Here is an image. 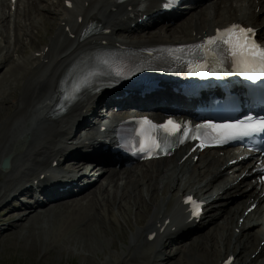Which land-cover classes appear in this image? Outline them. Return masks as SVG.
<instances>
[{
  "label": "bare ground",
  "instance_id": "6f19581e",
  "mask_svg": "<svg viewBox=\"0 0 264 264\" xmlns=\"http://www.w3.org/2000/svg\"><path fill=\"white\" fill-rule=\"evenodd\" d=\"M39 1L41 3L42 0ZM165 1L166 0H131L127 3H118L116 0H61L62 3H59L61 10L57 9V14L55 15L57 17V28L54 32H52L54 33L53 38L51 39V41L47 38V43L42 44L40 46L41 49L32 50L30 54L29 60L33 59L36 63L30 68L33 70V72H30L28 69L25 70L26 66L21 65L23 63L10 68V65L12 63L17 64L19 62H16L13 55L11 54H9L8 57L3 56L2 54L0 55L2 56L0 57V70L2 73L0 80V98H2L1 101L4 103L7 100L8 95L4 96V90L6 89L2 90V84L3 82H5L8 73L14 74L13 79L17 83V87H21V91L22 89H25V94H23V91L20 93V101L17 102L15 106V101L12 103V107L15 109V111H17V113L13 116H6L7 118L5 117L3 118V120L2 117L0 118L1 125L4 124L5 119L8 120L5 123L4 129L2 130L0 128V164L3 158L8 155L10 156L15 146H20L22 148V152L11 159V169L8 172H3L0 170V203L6 201L10 196H12L13 199H17L18 192L31 194V196L36 198L35 205L33 206L31 204L21 202L23 208L25 207L26 209L25 212H21L22 214L19 217V219L22 220L24 217L29 216L30 214L43 212L45 209L51 207L49 205H52L55 209L56 207L62 208L67 205H73V203L79 200L78 197L80 196H92V200L94 199V197H98V200L95 203L96 206L99 204V206L102 208L103 206L101 205V202H104V205L107 206L109 217H115L111 209V206L115 202L109 201V197L112 196L113 199H117L116 203L118 202V207L122 208L123 203L128 199L124 200L127 195L125 193L120 194L119 188H128L131 185H135L139 181L138 184L141 185L139 186L141 203H143L145 200L146 205H144V203L143 205H140V202L138 203L136 199L133 200L136 202L133 204H135L138 215V220L135 221H137V223L141 226L140 230H138V236L139 239H144L145 242V240H150L149 236L151 234L156 233V236L153 239L155 247L150 250V253H147V258L143 257L145 260H149V262H151V258L153 255H164L166 253V249L160 248V244H162L164 239L175 240L179 237H182L183 234L185 236L186 234L193 233L194 230H199L196 232L195 236H197L198 240H200L201 236L204 235L203 233H205L204 229H206V227L216 225L213 228L212 236L209 235L211 234V232H209L207 234V237H204L200 241L197 240V242H194L196 240H191L190 245L196 250L199 248L200 250H204L206 239L212 237V240H210L211 238L209 239L211 241V244L209 245L211 248L212 241L215 242L216 245L213 247L212 253H216L218 251H222L217 247V245H221L222 243H225L223 241L227 240L226 242L228 243V246H225L222 251L224 252V250H226L225 256H221V254L223 253L220 252L218 253L219 255H214L211 262L208 261V264H222L223 261L229 256H233V261L231 264H249L253 261L255 262L264 253V245L262 246L261 243L259 244L258 240L261 235H263L264 240V195H260V192L259 194H257L259 196L253 195L257 187V184H255L253 190L248 191L246 189L241 194V197L243 198L237 200L236 193L234 194L233 188L236 187L235 180L238 179V176L241 175L243 170H239V168L241 167V162L236 164H229V161H232V159L236 158L230 153V151L225 153L224 156L220 158H217L216 155L208 156V158L204 162L205 166L203 167V169H205V172L203 174L198 171L199 167L196 165V162L192 160L191 156L181 162L182 157L188 152L190 148L188 147L180 154V156L175 157L171 161L157 160L152 162H144L143 167L141 168H139V166L134 168L129 167L124 171L122 170V172L116 171V175L113 174L116 170L114 168L109 172L110 180H107L105 184H100L102 187V189L100 188V190L102 191L100 192V195H97L96 191L93 195L90 193L92 189L102 181V179L98 177L92 185L87 186V188L79 194L75 193V189H77L78 186L72 185L66 190L56 192L57 198L51 197L50 191L55 192V189L57 187H66L68 184H71V182L74 181L79 183L78 178L81 175L94 171V167L92 166L94 165L95 160H91L89 162L86 160L80 161L79 159L82 158L83 155L79 153V147L69 144L61 145V142L63 141L62 139L64 138V135L67 133L70 127H74L81 118L88 117L93 111L96 110V108H99V106L97 105H100V103H102L101 95L99 94V92H93L95 88L90 89L89 92L86 93L80 101L72 105L69 112L63 116H56L55 111L53 110L55 103L61 96L62 83L66 79H68V77H70L71 72L74 68L89 63L90 60H92L96 56L97 52L100 49H104L107 47L121 48L122 46H126L127 48H148L156 46L166 47L168 45L185 46L193 42L202 40L205 37L214 34L218 28L224 27L233 22L242 23L245 26H251L254 28L257 27V36L260 40L264 41V18H261V16H264V0H247L246 4L241 3L242 0H222L220 3H216L214 2V0H199L198 4L194 8H197V10H194L192 12L191 10L184 11L183 9H186V7H181L179 8L180 11L169 13L166 12L165 16H154L156 12L162 10L161 6ZM232 2H238L239 4H236L235 7H233ZM68 3H71L72 5L69 7ZM227 3H230V8H227ZM9 4L8 16L6 14L0 13V17L1 19H4L5 17L4 20H6L8 17L9 20L12 21V16L14 14V3L12 2V0H9ZM21 4L22 2L20 3V0L16 2L17 12L20 11ZM27 6H25V11L27 10L25 13L30 10L27 8ZM213 7H218L217 9L215 8V11H213L215 13H217L219 10H223L224 13H230L231 11H233L234 14L232 13L233 15L229 17H223V14L221 17V14L223 12H220L218 14V16H220V19L215 20V18L218 16L209 11L210 9H213ZM240 8L247 11L238 10ZM204 9H206L205 14H208V16H215L211 17L213 21L211 19H207L205 22H202L201 16L199 17L200 20H197V17L195 16L200 15V13ZM37 11V17H40V15L43 16V13L46 14V12L44 11L52 12L53 9H51V6L46 5L43 8H38ZM194 12L195 14L190 15ZM172 13L178 15L173 22H171L168 18V16ZM186 15H190V17L185 19ZM148 16H150V20L142 24L139 23L142 18ZM193 17H195V22H188L192 20ZM52 18L54 19V17ZM29 19L31 18L29 17ZM43 19L44 18H42V20ZM182 19H185V21L187 22L184 25L190 23V27L189 34L184 33L180 38H171L165 35H157V33L155 32L146 34L143 38L132 37L130 35L136 33L139 30H148L160 23L165 25V29L175 28L176 26L181 24ZM92 22L101 23L102 28L98 32L84 36V33ZM134 22H136L135 25H133ZM13 24L14 28L18 29L21 26V20L16 21L15 17ZM182 25L183 24H181L180 27L181 30L183 27ZM136 27H138V29L134 30V28ZM49 28L53 29L52 26H50ZM28 30L29 29L27 28V31ZM121 31L122 33L126 34L123 36L120 35L119 32ZM149 32L150 31H147L145 33ZM49 36L50 35H48V37ZM62 38L63 41L60 42ZM39 41L41 43L43 42V40ZM24 43V40L22 41L19 38L16 39L15 51L17 53H24L23 49L26 47ZM37 47L39 48V46ZM10 48L11 47H9V49ZM27 51L28 50H26L25 52ZM24 76H26V78L29 77L28 80L26 79V82L24 81ZM21 79L22 81L20 82ZM167 92H169V88L164 87V89H162L161 91H158L144 98L138 97L137 94H129L126 97H120L119 100L134 103L147 102L153 99L154 102L163 101V99L167 98L168 96ZM175 100L176 98L175 96H173L172 101ZM0 112L2 113V110ZM97 128L98 126H94L93 129L85 134L82 139L94 141L97 137ZM93 155H96L98 157V160H101V157L99 155L94 153L91 156ZM203 155L204 153H202V156ZM64 157L68 158L66 162L67 166L54 167V161L60 160V158ZM88 163L91 164V170H86V166ZM223 167L225 168L223 169ZM64 171L69 174V178L66 180L56 179L55 175L59 172ZM187 172H189L190 174H194V176L199 178L200 186L197 188V190L195 189V192L190 191L191 193H195V195L197 196L206 195L210 192L206 190H208L210 187L214 189L212 191V194L206 199L208 202L206 209L208 210L209 208V210H213L214 215L213 217H211L207 225L205 224V222L198 223L196 218H191L186 211V207L182 205V199H178L176 197V194H173L171 198H167L166 196L168 192L172 190L174 191V189L176 188L178 189ZM167 174L169 182L165 183L160 192L161 195H159V186H156V182H158L159 180H163L162 177ZM115 176L118 177L116 178ZM123 176H125V179ZM137 176L139 180H137ZM222 176H225V178L223 180H220L219 178ZM251 176L256 177L257 172L252 171ZM118 179L120 180V182ZM155 179H157V181ZM140 180H142V183H140ZM114 181H116L115 184L113 183ZM243 181H246V179H243ZM30 183H38L40 185V195L35 196ZM110 185L112 186L111 189H109ZM145 186L147 187V193L151 191V195L148 198V200L151 201V205H149V202L146 203V196H144L142 193L144 190L141 189V187L145 188ZM112 189L116 190L112 192ZM221 191L223 192L221 193ZM186 194L184 192L183 196H185ZM253 196V201L255 199L259 201V204L257 205L259 207V210L257 211L255 209L246 217V222L242 224L240 233L236 234L235 227H240L238 220L242 215L241 209L244 207V204L247 203L248 200H250V203H252L251 198ZM130 198L132 200V197ZM155 198H157L156 201H154ZM220 199L224 201L218 202V200ZM46 202L49 203L46 204ZM68 207L70 206H67V208ZM141 207L142 209L140 211ZM15 208L16 207L14 206L8 212L12 213V211L14 210L17 211V209ZM39 209H42L43 211ZM83 211L84 210L78 211L76 215L79 218L76 215L75 218L80 219L82 214H84ZM234 211L235 213L233 214ZM9 213L7 214V216L9 215ZM110 213H112V215H110ZM225 215H227V217L225 218L223 224H219V221L224 219ZM70 217H74V215H71ZM93 218L91 217V219H89V224L87 225L88 227L93 225V223H90ZM19 219L18 221H20ZM114 219L116 220V218ZM1 220L3 219L0 218V221ZM168 220L169 222L167 223ZM126 221L128 225V220ZM111 229H114V224H112ZM217 230L218 234H220L219 238H216ZM145 232L146 236H144ZM189 236H191V234L188 235L185 239H181L180 241H183V243L186 242V240H189ZM245 237L247 239L245 242H243V239ZM130 241L132 243L130 244V248H133L136 243L133 239H131ZM237 242L239 243L240 247L239 251L236 250ZM250 243L251 247H253V252L249 251L248 255L245 256L246 259L244 261L242 259L244 255L243 253L248 249L246 248V245ZM201 244L203 245L201 246ZM258 250L260 251L257 253ZM177 251L187 252L188 250H186V248L175 249V255H179V252ZM129 252L131 251L129 250ZM253 253H256L255 257H252ZM128 254L130 253L127 252V255ZM175 255L167 254V257L163 260L177 258L178 256ZM179 264L181 263L179 262Z\"/></svg>",
  "mask_w": 264,
  "mask_h": 264
},
{
  "label": "rangeland",
  "instance_id": "374dc122",
  "mask_svg": "<svg viewBox=\"0 0 264 264\" xmlns=\"http://www.w3.org/2000/svg\"><path fill=\"white\" fill-rule=\"evenodd\" d=\"M6 3H8V0L0 1V13L6 14L8 16L9 8L6 7ZM39 3H40L39 0H26V2L20 8L19 13L17 12L14 13L12 21H10L8 17L6 20H4L5 17L4 19H1L0 17V55L2 54L3 56L8 57L9 54H11L13 55L14 60L16 62H19L17 64L12 63L10 65V68L15 67L16 65H20V63H23L21 65L26 66L25 70L28 69L30 72H33V70L30 68L36 63L33 59L29 60L32 50L41 49L40 46L42 44L47 43L48 39L51 41V39L54 36V33L52 32H54L55 29L57 28V21H56L57 17L55 15L57 14L56 13L57 9L61 10L59 3L61 4L62 2L61 0H42L41 3L40 4ZM236 4H239V3L232 2L233 7H235ZM46 5L51 6V9H53V11L52 12L44 11L46 12V14L42 12L43 16L40 15V17L39 16L37 17V12H38L37 9L40 7L43 8ZM25 6H27V8L30 9L27 13H25L27 11V10L25 11ZM215 8L217 9L218 7H213L214 10L210 9L209 11L213 12L215 11ZM227 8H230V3H227ZM241 8L238 10L247 11ZM205 10L206 9H204L200 13V15L195 16L197 17L198 21L200 20L199 18L200 16L202 17V22H205L207 19H211V17L214 16V15H212L211 17L208 16V14H205L206 13ZM220 12H223V10H219L217 13L215 12L213 13L216 16H218ZM232 13L234 14L233 11H231L230 13L223 12L221 14V17L223 14H224L223 17H229L233 15ZM193 14H195V12L190 15H193ZM17 15L18 17H16ZM190 15L185 17V19L189 18ZM15 17H16V21L21 20V26L18 29L14 28L13 23H14ZM29 17L31 19H29ZM52 17H54V19ZM195 17H193L192 20L188 22H191V21L195 22ZM42 18H44L43 19L44 21L42 20ZM185 19L181 20V24H183L182 30L180 28L181 24L176 26L175 28L165 29V25L160 23L158 25L151 27L148 30H145V31L139 30L136 33L130 34V35L132 37L143 38L144 35L155 32L157 33V35H162V36L165 35L171 38H180L183 36L184 33L189 34L190 23L187 25H184L185 23H187ZM219 19H220V16L215 18V20H219ZM50 26H52L53 29H50L49 28ZM27 28L29 29L28 31H27ZM147 31H150V32L145 33ZM48 35L50 36L48 37ZM120 35L123 36L125 34L120 33ZM17 38H19L22 41L23 40L25 41L24 44L26 45L27 48L25 47L23 49L24 53L19 54L15 51ZM39 40H43L44 43L43 42L41 43ZM37 46H39V48ZM9 47L11 48L9 49ZM30 47H31V50H30ZM26 50L28 51L25 52ZM1 74L2 73L0 71V80H1ZM13 78H14V74L8 73L5 79V82H3L2 84V90L6 89L4 90L5 91L4 96H7V95L9 96V97L7 96V100L4 103L1 101L2 98H0V109L2 110V113L0 112V118L2 117V120L6 116L7 117L13 116L17 113V111H15V109L12 107V103L15 101L14 103V106H15V104L20 101V98H19L21 95L20 93L23 91V94H25V89H22L21 91V87H17V83L14 81ZM28 78L29 77L26 78V76H24L25 80L24 79L23 80L26 82V79L28 80ZM21 81L22 79L20 80V82ZM19 86H20V83H19ZM5 120H4V124L2 125L0 124L1 125L0 128L2 130L5 127V123L8 121L7 119ZM201 171L203 173L204 170L201 169L200 172ZM113 174L116 175V173H113ZM125 176H123L124 179H125ZM167 176L168 174L162 177L163 180H159L158 182H156L157 184L156 186L157 187L159 186V190H158L159 195H161L160 192L162 190V187L165 185V183L169 182L168 181L169 178H167ZM188 176H190V174ZM115 177L117 178L118 176H115ZM101 179L102 181L99 184H97L96 187L93 188L92 191L90 192L92 195L95 194V191L97 192L96 193L97 195L101 194L100 192L102 191L100 190V188L102 189V187L100 184L102 183L105 184L107 180H110V173H107V175L102 176ZM137 180H139L138 176H137ZM155 180L157 181V179ZM164 180H167V181H164ZM113 183L115 184L116 181H114ZM138 183H136L135 185H131L128 188H124V187L119 188L120 194L125 193L127 195V197H125L124 200L128 199L127 201L123 203L122 208L118 207V202L116 203L117 199L116 200L113 199L112 196L109 197V201L115 202L112 206L110 202L113 215L115 216V217L110 216L113 222L111 218L109 217L107 206L104 205L105 204L104 202H101V205L103 206L102 208L99 206V204L97 205L98 207L95 205V203L98 200L97 199L98 197H94L93 200H92V196L78 197L79 200L73 203V205L71 204L72 206L67 205V206H70L68 208L67 206H65L62 208L56 207L55 209L53 208L52 205H50L51 207L45 209L44 211L42 209H39L43 212L30 214L29 216L24 217L22 220H20L19 217L25 211H24V208H22L21 201L13 200L11 205H9L8 202L0 203V217L3 219L0 221V264H174V263L179 264V262L181 264H187V263L188 264L190 263L191 264H208V261L211 262L212 257L214 255H219L218 253L222 252L225 246H228V243L226 242L227 240L223 241L225 243H222L221 245H217V247L221 249L222 251L212 253L213 247L216 244L214 241H212V246L210 248L209 244H211L210 240H212V237H210L211 239L210 238L206 239V243L204 244V247H205L204 250L203 249L200 250L199 248L197 249L199 251H197L190 245L191 240H196L194 242H197L198 240V237H195V235L193 234V236L192 237L189 236L188 237L189 240H186V242L184 243L177 242L175 244L171 240H164L162 247H166L165 249H167L168 252L171 251V253H167V254L175 255V249L177 248L179 249L186 248V250H188L187 252L177 251L179 252V255H175V256H178L180 258L177 257L174 259L170 258L168 260H163L167 257V254L165 253L164 255L157 256V257L154 255L153 256L154 262L152 261V258H151V262H149V260H145L144 258H147L148 256L147 253L151 252L150 250L154 248V245H149L150 240L149 241L145 240L144 242V239L141 240L139 239V236H138V230H140L141 226L137 223V221H135V220H138V215H137V209L135 207V204H133L136 202L133 200L136 199L138 203L140 202L139 203L140 205H143V203L144 205H146L145 200L143 203H141V195H140V188H139V186L141 185ZM140 183H142V180H140ZM199 186H200L199 179L196 176L193 175V177L191 178L185 177L181 185L178 187V189L176 188L174 189V191L172 190L168 192L166 196L167 198H171L173 194L180 195L182 191L195 190ZM111 188L112 186L110 185L109 189ZM146 188H147L146 186L145 188L141 187V189L144 190L142 193L144 196H146V200H147L146 203L149 202V205H151L150 204L151 201L148 200L149 196L151 195V191L147 193L148 191H146ZM114 190L116 189H112L111 191L114 192ZM120 190H123V191H120ZM211 194L212 192H209L204 197L207 198ZM24 195L25 194L23 193L20 195V197L24 201H27L29 199L32 200L29 196H24ZM130 197H132V200ZM179 198H181V195L179 196ZM156 199L157 198H155L154 201H156ZM222 201L224 200H221V199L218 200V202H222ZM14 206L16 207L15 209H17V211L14 210L12 211V213L11 212L9 213L8 211L11 210ZM141 209L142 207L140 208V211ZM82 210H84L83 211L84 214H82L81 216L82 218L81 217L80 219L75 218V215L78 213V211H82ZM211 211L213 212V210ZM7 212L9 213L8 216H7L8 214ZM234 213L235 211L233 212V214ZM71 215H74V217H70ZM110 215H112V213H110ZM95 216L97 217V219ZM91 217L92 218L94 217L92 221L90 222V223H93V225L88 227L87 225L89 224V219H91ZM226 217L227 215L224 216V219H222L221 222L219 221V224H223ZM114 218H116V220ZM17 219H19L20 221H17ZM114 220L116 221V223ZM126 220H128V225H127ZM112 224H114V229H111ZM2 226H4L5 228L4 230L1 229ZM212 226L214 228L216 225H212ZM210 227L211 226L206 227V229L204 230L206 234L203 233L204 235L202 234L203 236H201V239H203L204 237H207V234L209 232H211V234L209 235L211 236L213 235L212 233L213 228L212 230H209ZM218 230L216 232V238L220 237V234H218ZM124 233L126 234V236ZM145 235H146V232L144 233V236ZM131 239H133L134 242L136 243V245L133 248H130V244H132L130 241ZM246 239L247 238L245 237L243 239V242H245ZM168 245H170V248L169 247L167 248ZM202 245L203 244H201V246ZM246 248L248 249L246 250V252L243 253L244 255L242 254L243 255L242 259L244 261L246 259L245 256L248 255V252L249 251L251 252L253 250L252 249L253 247H251V243L247 244ZM239 249L240 247L237 248L238 251ZM129 250L131 252H129ZM127 252L130 253L128 254L129 256L127 255ZM225 252L226 250L222 252L223 254H221V256L224 257L226 254ZM255 254H253L252 256L254 257ZM249 264H264V253L255 262L253 261Z\"/></svg>",
  "mask_w": 264,
  "mask_h": 264
},
{
  "label": "snow or ice",
  "instance_id": "6c2138e0",
  "mask_svg": "<svg viewBox=\"0 0 264 264\" xmlns=\"http://www.w3.org/2000/svg\"><path fill=\"white\" fill-rule=\"evenodd\" d=\"M176 3H178V0H169V3L165 7L174 6ZM254 33L255 29L253 28H243L234 24L230 28L224 29L222 33L218 31L216 36L209 37L206 43L214 47H219L221 43L231 45L232 56L237 58L235 66L239 74L245 76L250 81H256L264 79V45L256 42ZM224 37H227V39H224ZM191 47L199 50L204 48V44ZM188 64L190 69L188 75H218V72L215 70L205 73L203 70L207 69L208 65L203 63L202 60L200 62L189 61ZM224 74L227 75L229 73L225 72ZM65 99L67 100L68 98L66 97ZM153 127L164 129L170 135H175L181 130L182 125L169 119L164 124L153 125ZM202 128L213 130L221 138L220 143H226L229 140H242L264 135V116L247 115L243 119L225 121L219 124L208 121L206 124L197 125L196 131L199 132ZM188 138L203 139L202 136L192 137L191 130L185 129L184 138L180 142L184 143ZM155 147L159 148V144L155 143ZM186 202L193 204V215H198V203L191 196L186 198ZM224 264H230V261H225Z\"/></svg>",
  "mask_w": 264,
  "mask_h": 264
},
{
  "label": "water",
  "instance_id": "95a60500",
  "mask_svg": "<svg viewBox=\"0 0 264 264\" xmlns=\"http://www.w3.org/2000/svg\"><path fill=\"white\" fill-rule=\"evenodd\" d=\"M16 153H17V150H15L9 157H7L4 160V163H3V165L5 166L4 168H8L10 166V160Z\"/></svg>",
  "mask_w": 264,
  "mask_h": 264
}]
</instances>
